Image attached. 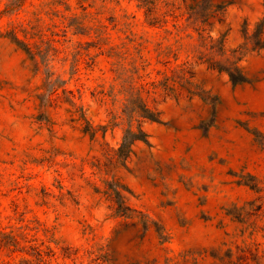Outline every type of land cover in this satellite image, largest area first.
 <instances>
[{"label": "rangeland", "instance_id": "obj_1", "mask_svg": "<svg viewBox=\"0 0 264 264\" xmlns=\"http://www.w3.org/2000/svg\"><path fill=\"white\" fill-rule=\"evenodd\" d=\"M262 19L264 0H0V229L41 222L50 264H264ZM183 63L213 124L155 95L119 155L127 87Z\"/></svg>", "mask_w": 264, "mask_h": 264}, {"label": "trees", "instance_id": "obj_2", "mask_svg": "<svg viewBox=\"0 0 264 264\" xmlns=\"http://www.w3.org/2000/svg\"><path fill=\"white\" fill-rule=\"evenodd\" d=\"M263 20H261L258 26L263 23ZM13 40L18 45L22 44L17 36H14ZM261 47L264 48V44ZM177 67L174 71L176 76L163 74L160 79L144 81L138 86L127 87L121 109L126 117L127 126L123 129L121 142L117 149V153L122 157L128 155L135 141L148 142L147 133L140 126L136 129L132 128L131 121L134 115L146 121L161 122L160 111L148 102L149 99L154 100L155 95H171L176 97L178 89H184L191 95H197L210 104L209 125L213 124L215 107L219 102L218 97L213 95L207 100L206 96L193 91L191 89V85L193 84L191 80L192 74L188 67L184 63ZM214 68L225 72L233 86L249 81V78L240 66L233 61H228V64L216 63ZM40 231L46 235L49 229L36 220L31 222V224L23 223L8 230L1 228L0 264H50L54 250L50 245L45 243V240L39 238L38 232ZM65 250L69 252L70 248L65 247Z\"/></svg>", "mask_w": 264, "mask_h": 264}]
</instances>
